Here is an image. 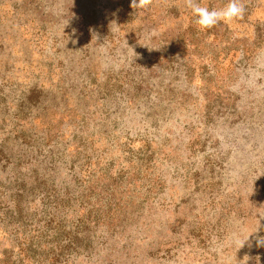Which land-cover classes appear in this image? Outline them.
<instances>
[{"label": "rangeland", "instance_id": "374dc122", "mask_svg": "<svg viewBox=\"0 0 264 264\" xmlns=\"http://www.w3.org/2000/svg\"><path fill=\"white\" fill-rule=\"evenodd\" d=\"M243 4L201 30L187 0H0V264H264Z\"/></svg>", "mask_w": 264, "mask_h": 264}, {"label": "clouds", "instance_id": "9594fccd", "mask_svg": "<svg viewBox=\"0 0 264 264\" xmlns=\"http://www.w3.org/2000/svg\"><path fill=\"white\" fill-rule=\"evenodd\" d=\"M187 6L190 9L192 17L195 18V23L201 30L210 29L221 21L231 22L240 19L245 13L243 0H228L227 4L219 9H210L207 6H202L200 3H197L196 0H187ZM257 230L255 232H257ZM249 237L250 235H248L246 239L240 241V248ZM256 243L257 246L264 245V237H258ZM246 261L247 260L244 261V264H246Z\"/></svg>", "mask_w": 264, "mask_h": 264}]
</instances>
